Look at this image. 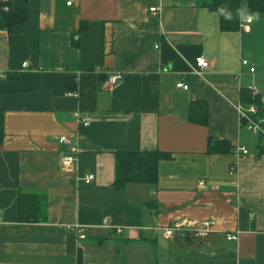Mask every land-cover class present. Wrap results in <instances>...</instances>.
<instances>
[{
  "label": "crops",
  "instance_id": "0c3cea01",
  "mask_svg": "<svg viewBox=\"0 0 264 264\" xmlns=\"http://www.w3.org/2000/svg\"><path fill=\"white\" fill-rule=\"evenodd\" d=\"M67 2L0 0L27 11L0 29V264H264V143L238 111L264 118V14L243 0L222 31L203 0H169L161 22V0ZM156 151L154 184L115 189L120 152Z\"/></svg>",
  "mask_w": 264,
  "mask_h": 264
},
{
  "label": "trees",
  "instance_id": "16d2710c",
  "mask_svg": "<svg viewBox=\"0 0 264 264\" xmlns=\"http://www.w3.org/2000/svg\"><path fill=\"white\" fill-rule=\"evenodd\" d=\"M247 2L251 14H264V0H247ZM201 5L219 15L222 31L239 30L243 0H203ZM5 6H8L10 11L5 12L3 10ZM26 19V10H13L9 3H0V29L9 30L13 26L25 22ZM255 106L258 108L259 116L262 117L261 108L256 103ZM219 146L225 147L224 150L220 149L222 153L234 150V147L226 142H216L211 146V150H217ZM169 158L170 155L160 151L120 152L116 163L115 189L123 190L129 183L154 184L158 177L159 163Z\"/></svg>",
  "mask_w": 264,
  "mask_h": 264
},
{
  "label": "built area",
  "instance_id": "2783aa9c",
  "mask_svg": "<svg viewBox=\"0 0 264 264\" xmlns=\"http://www.w3.org/2000/svg\"><path fill=\"white\" fill-rule=\"evenodd\" d=\"M74 2H75V0H68L67 5L71 6ZM168 2H169V0H161V4L159 6L151 7L149 10L151 16L155 17L156 19H158V21L161 22L163 8H164L165 4ZM3 10L5 12H8V11H10V8L8 6H5L3 8ZM157 48H158V46H157ZM248 64H249V62L247 60L242 61L243 66H248ZM24 66L26 67L27 65L25 64ZM209 68H210V63L207 62L204 58L200 57L196 60L194 72L197 75H202L205 71L209 70ZM250 71L252 73L255 72V68H253V67L250 68ZM0 77H2V75H0ZM118 80H119L118 76H113L110 78L109 82L112 86H114ZM177 88L187 90L188 86L185 85L183 82H180L177 84ZM238 111H239V116H240L241 122L245 121L248 130L253 132V133L258 134L262 138L263 143H264V118L259 116L258 108L255 107L254 105H251L247 108L238 107ZM75 117L84 126L90 125L91 121L89 118L80 117V115L78 113L75 114ZM61 142L67 143V144L70 143L69 139L66 137H62ZM235 152L237 154H241V155H247L248 154V151L244 148H236ZM76 153H77V148L75 146L74 147L72 146L71 154H76ZM75 161L76 160L72 155L66 156L62 159V166L65 170L71 169L73 164L75 163ZM93 178H94L93 175H90L89 177H87L86 183H90L93 180ZM206 186H207V182H205L204 180L199 181L198 187L200 189L206 188ZM185 226H186L185 224H178L173 229L166 230L165 234H166V236H172L173 233L176 231H183ZM188 226L193 228L195 225L189 224ZM214 226H215V223L213 221H207V222L202 223V227L199 230H197L196 232L199 235H206L212 231ZM79 232H82V231H79ZM225 237H226L227 241H231V242H236L239 240L238 233H233V232L226 233ZM80 238L84 239L85 236L81 235Z\"/></svg>",
  "mask_w": 264,
  "mask_h": 264
}]
</instances>
